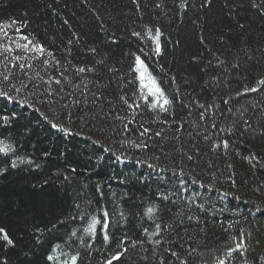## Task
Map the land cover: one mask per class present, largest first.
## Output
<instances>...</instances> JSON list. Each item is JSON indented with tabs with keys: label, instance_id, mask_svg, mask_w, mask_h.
<instances>
[{
	"label": "trees",
	"instance_id": "trees-1",
	"mask_svg": "<svg viewBox=\"0 0 264 264\" xmlns=\"http://www.w3.org/2000/svg\"><path fill=\"white\" fill-rule=\"evenodd\" d=\"M0 149V264H264V0H0Z\"/></svg>",
	"mask_w": 264,
	"mask_h": 264
},
{
	"label": "snow or ice",
	"instance_id": "snow-or-ice-1",
	"mask_svg": "<svg viewBox=\"0 0 264 264\" xmlns=\"http://www.w3.org/2000/svg\"><path fill=\"white\" fill-rule=\"evenodd\" d=\"M157 51H159V47L157 48ZM80 71H83V69H80ZM157 92H159V89L156 90ZM162 95V94H161ZM164 104H167L168 101L165 99ZM2 150V149H0ZM99 223V221H97L95 218H93V221H92V224L89 225V228L87 229V231L90 233V234H94L95 233V225ZM108 228V214L105 212L104 213V223H103V229L105 230V236H104V239L107 240L108 239V236L106 234V230ZM0 233H3V229H0ZM3 239H5L9 244L12 243V241L10 239H8V236L6 233L3 234ZM53 257L49 256L48 259L51 260ZM118 258V257H117ZM73 264H75V258H73ZM109 264H111V261H109ZM220 264H224L223 261L220 262Z\"/></svg>",
	"mask_w": 264,
	"mask_h": 264
},
{
	"label": "rangeland",
	"instance_id": "rangeland-1",
	"mask_svg": "<svg viewBox=\"0 0 264 264\" xmlns=\"http://www.w3.org/2000/svg\"><path fill=\"white\" fill-rule=\"evenodd\" d=\"M151 83V82H150ZM152 87H153V85L152 84H150Z\"/></svg>",
	"mask_w": 264,
	"mask_h": 264
}]
</instances>
